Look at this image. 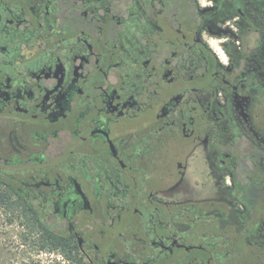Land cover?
I'll use <instances>...</instances> for the list:
<instances>
[{"label":"flooded vegetation","instance_id":"flooded-vegetation-1","mask_svg":"<svg viewBox=\"0 0 264 264\" xmlns=\"http://www.w3.org/2000/svg\"><path fill=\"white\" fill-rule=\"evenodd\" d=\"M0 216L91 264H264V0H0Z\"/></svg>","mask_w":264,"mask_h":264},{"label":"rangeland","instance_id":"rangeland-1","mask_svg":"<svg viewBox=\"0 0 264 264\" xmlns=\"http://www.w3.org/2000/svg\"><path fill=\"white\" fill-rule=\"evenodd\" d=\"M0 216V264H78L75 253L66 256L60 249L41 248L40 231Z\"/></svg>","mask_w":264,"mask_h":264},{"label":"trees","instance_id":"trees-1","mask_svg":"<svg viewBox=\"0 0 264 264\" xmlns=\"http://www.w3.org/2000/svg\"><path fill=\"white\" fill-rule=\"evenodd\" d=\"M37 229L40 231L38 243L40 244L41 248L60 249L66 256H69L71 253H75L79 256L76 248L72 246L71 241L67 238L62 237L60 234L44 224H39ZM77 262L78 264H91L82 257H80Z\"/></svg>","mask_w":264,"mask_h":264}]
</instances>
